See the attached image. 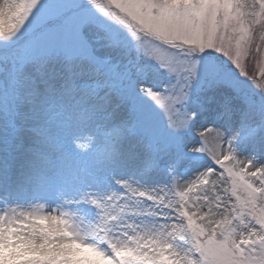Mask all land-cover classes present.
<instances>
[{"label":"snow or ice","instance_id":"obj_1","mask_svg":"<svg viewBox=\"0 0 264 264\" xmlns=\"http://www.w3.org/2000/svg\"><path fill=\"white\" fill-rule=\"evenodd\" d=\"M0 264H264V0H0Z\"/></svg>","mask_w":264,"mask_h":264},{"label":"rangeland","instance_id":"obj_2","mask_svg":"<svg viewBox=\"0 0 264 264\" xmlns=\"http://www.w3.org/2000/svg\"><path fill=\"white\" fill-rule=\"evenodd\" d=\"M260 67H261V63L258 61H254L249 65V71H250V73H257L259 71ZM203 127L213 128L214 125H212L211 123H206L203 125ZM200 130H202V128L198 126L197 131H200ZM213 135H214V133H213ZM209 139L211 140L212 137L210 136Z\"/></svg>","mask_w":264,"mask_h":264}]
</instances>
